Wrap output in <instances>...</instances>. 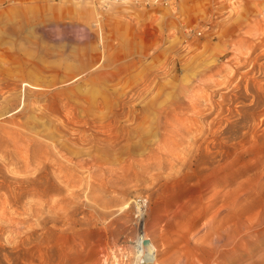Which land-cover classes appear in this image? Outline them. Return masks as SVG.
Wrapping results in <instances>:
<instances>
[{
  "label": "rangeland",
  "instance_id": "rangeland-1",
  "mask_svg": "<svg viewBox=\"0 0 264 264\" xmlns=\"http://www.w3.org/2000/svg\"><path fill=\"white\" fill-rule=\"evenodd\" d=\"M0 68L64 93L87 80L68 125L30 111L0 128L1 143L16 129L74 165L67 185L50 169L43 195L6 180L0 264L134 258L139 200L161 264L225 204L236 220L264 214V0H0ZM261 247L237 264H262Z\"/></svg>",
  "mask_w": 264,
  "mask_h": 264
},
{
  "label": "bare ground",
  "instance_id": "bare-ground-1",
  "mask_svg": "<svg viewBox=\"0 0 264 264\" xmlns=\"http://www.w3.org/2000/svg\"><path fill=\"white\" fill-rule=\"evenodd\" d=\"M48 52L49 54L52 53L46 51V53ZM55 71L56 67L49 66V72L52 75H54ZM6 75L7 72L0 68V117H3L1 119L2 124H0V128H11L10 126H15L18 123V117L30 111L32 113L39 112L44 118L54 122L59 121L60 123L59 117L64 114L67 116L66 125H68L70 123L69 120L72 111L76 110L70 91L71 89H80L83 87L84 81L85 83L87 82V80H84L82 81L83 83L75 84V82L72 81L61 88L68 89L69 93H64L61 90V92H59L42 89L37 87V84L30 85L24 79L17 80L6 77ZM52 85L56 86L57 84L53 83ZM260 98L259 91H257V99L255 98L256 104H258ZM93 100L94 96L91 94L90 103H92ZM123 105L124 107H129V112L135 109L131 97L124 102ZM61 124L66 126L65 123ZM61 129L62 128H58V130ZM67 129L68 133L66 134L70 135L71 128ZM3 131V140L1 139L2 143L0 142V189L6 185V180H12L18 185L15 189L19 191L18 194L20 195L24 193L43 195L47 192L49 187L48 182L50 178L48 172L50 169L60 183L67 185L66 183H68L70 179L71 171L74 169L73 161L65 154H62L61 149H57L56 144H49L47 141H42L39 137L27 135L16 129H5ZM72 141L74 140L72 139ZM19 159H21L23 164L24 175H19L13 167L15 163H19ZM237 197L238 196H236V198ZM224 200L223 202L226 203ZM235 200L234 197V201ZM212 202L214 203V201ZM242 203H240V201L238 202L239 208ZM127 205H123V207L126 208ZM209 206L206 207L209 208ZM237 207V205L235 207V205L229 203L221 206L216 213L214 212L215 214L210 215L212 217L208 220L207 224H205L202 235L199 233H192V229L187 231L188 236L185 239L187 244L186 248L182 247L178 251L176 250L177 252L172 256L170 264H237L247 253L254 254L258 252L260 247L264 245V214L256 216V218L250 216L249 218L248 216L242 218L240 216L241 218L236 220L234 216L238 212ZM245 207L246 205L242 207L243 209H240V212L244 210ZM235 208L237 212H235ZM226 211H228L227 216L223 215L224 217L219 219L221 213H225ZM136 215L137 229L133 241L134 263L161 264L157 259V251L151 244L150 238L145 230V222L143 219L145 216L142 206H136ZM201 216L199 215L198 218ZM238 216L236 215L235 218H238ZM253 228H255V230H252ZM184 236L186 235L184 234ZM260 239L263 240V243H260ZM145 240H149V244L145 245ZM262 259L264 260V256ZM262 264H264V261Z\"/></svg>",
  "mask_w": 264,
  "mask_h": 264
},
{
  "label": "built area",
  "instance_id": "built-area-1",
  "mask_svg": "<svg viewBox=\"0 0 264 264\" xmlns=\"http://www.w3.org/2000/svg\"><path fill=\"white\" fill-rule=\"evenodd\" d=\"M142 1V4L149 5L152 0H135V3ZM160 1L165 5L171 4L174 0H155V2ZM198 34L201 35V32ZM139 206H142V200H139ZM133 255L129 256L128 254H122L119 257H115V255H111L110 258H106L104 260V264H133Z\"/></svg>",
  "mask_w": 264,
  "mask_h": 264
},
{
  "label": "water",
  "instance_id": "water-1",
  "mask_svg": "<svg viewBox=\"0 0 264 264\" xmlns=\"http://www.w3.org/2000/svg\"><path fill=\"white\" fill-rule=\"evenodd\" d=\"M144 244L146 245V244H149V240H145L144 241Z\"/></svg>",
  "mask_w": 264,
  "mask_h": 264
}]
</instances>
